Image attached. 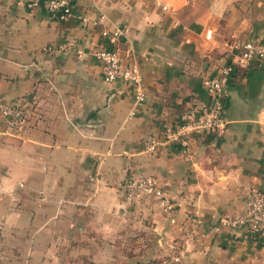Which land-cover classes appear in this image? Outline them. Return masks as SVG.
Returning <instances> with one entry per match:
<instances>
[{
	"label": "crops",
	"instance_id": "1",
	"mask_svg": "<svg viewBox=\"0 0 264 264\" xmlns=\"http://www.w3.org/2000/svg\"><path fill=\"white\" fill-rule=\"evenodd\" d=\"M31 1L0 0V107L25 112L12 134L0 115V264H264V238L220 228L264 194V60L232 64L234 43L264 46V0H68L64 20ZM93 49L137 63L142 101ZM225 65L223 128L166 141ZM136 176L169 214L125 208Z\"/></svg>",
	"mask_w": 264,
	"mask_h": 264
},
{
	"label": "built area",
	"instance_id": "2",
	"mask_svg": "<svg viewBox=\"0 0 264 264\" xmlns=\"http://www.w3.org/2000/svg\"><path fill=\"white\" fill-rule=\"evenodd\" d=\"M38 5L36 0H32L26 5L28 9H33ZM44 8L59 20H64L69 16L68 0H45ZM161 11L167 8L160 7ZM104 35V34H103ZM115 36V35H113ZM232 48L236 54L232 58V64L242 67L245 63L253 60H264V46L259 42L234 43ZM63 49L72 51V45L65 43ZM76 57H81L79 51L74 52ZM100 67L102 80L105 83L124 82L133 90V98L136 102L143 99V92L140 89L141 76L137 63L129 60L127 64H122L118 53L104 49H93L90 51ZM230 68L228 65L219 67L216 76L204 81V90L209 97V104L199 108H190L183 115V122L176 126L166 135V141L178 142L182 147H186L189 135L194 132H213L223 128L222 118L224 87L229 77ZM0 115L3 118L4 133L19 132L25 121V112L22 107L1 106ZM122 202L125 208H129L141 197L154 199L161 212L165 215L172 210L167 196L156 187L150 177L136 176L126 181L122 186ZM247 215L245 219L223 220L220 228L234 229L244 227L247 237L251 241H258L264 238V194L250 189L246 194ZM5 225V218L0 214V231Z\"/></svg>",
	"mask_w": 264,
	"mask_h": 264
},
{
	"label": "trees",
	"instance_id": "3",
	"mask_svg": "<svg viewBox=\"0 0 264 264\" xmlns=\"http://www.w3.org/2000/svg\"><path fill=\"white\" fill-rule=\"evenodd\" d=\"M147 264H156V262L155 261H152V262H149Z\"/></svg>",
	"mask_w": 264,
	"mask_h": 264
}]
</instances>
